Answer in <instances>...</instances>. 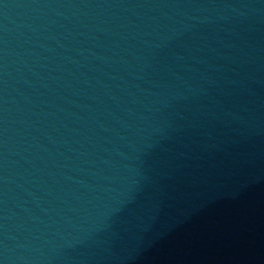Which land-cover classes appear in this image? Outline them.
<instances>
[{
  "label": "water",
  "instance_id": "95a60500",
  "mask_svg": "<svg viewBox=\"0 0 264 264\" xmlns=\"http://www.w3.org/2000/svg\"><path fill=\"white\" fill-rule=\"evenodd\" d=\"M0 264H264V0H0Z\"/></svg>",
  "mask_w": 264,
  "mask_h": 264
}]
</instances>
